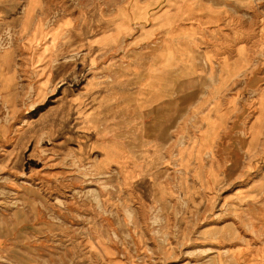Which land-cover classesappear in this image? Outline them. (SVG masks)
Segmentation results:
<instances>
[{
	"label": "rangeland",
	"instance_id": "374dc122",
	"mask_svg": "<svg viewBox=\"0 0 264 264\" xmlns=\"http://www.w3.org/2000/svg\"><path fill=\"white\" fill-rule=\"evenodd\" d=\"M38 2L34 20L23 29L29 0H0V67L10 80L8 89L0 80V127L4 128L0 132V264H261L264 229L244 203L250 194L264 190V165L243 179L237 173L230 181L209 184L213 188L208 181L204 197H195L196 191L193 195L188 192L195 182L204 184L196 180L200 162L191 161L185 176L180 169L184 148L193 153L192 159L196 157L195 142L184 144L187 136L179 135L172 149L157 150L170 154L168 165L176 171L172 181L139 175L159 183L162 201L142 203L130 181L141 173L138 162L145 144L130 151L135 159L129 166L96 161L91 156L97 151L95 147L86 149L78 140L71 145L59 144L63 135L57 137L59 132L54 137L52 132L69 128L78 135L85 125L102 129L114 122L101 117L85 122L89 109H100V102L94 98L96 78L81 86L72 74L69 79L55 80L51 71L27 63L30 43L40 37L37 34L55 29L67 17L77 19L84 3ZM205 3L208 12L222 16L213 27L214 33L223 35V30H232L226 37H215L216 79L208 75L214 78L216 89L214 110L231 111L226 135L239 124L248 135V127L256 118L254 102L263 87L253 90L251 85L256 76L264 74V36L258 35L264 0ZM106 8L112 12L116 6ZM71 24L77 27L78 22ZM69 35L64 28L60 40ZM228 43L247 49L250 64L240 75L221 84L223 64L219 62ZM58 60L54 59V66ZM211 89L209 86V92ZM80 90L87 93L80 94ZM14 91L22 94L17 102L12 99ZM179 94L177 87L175 95ZM55 120L63 123L56 131ZM198 120L203 118L190 120L196 129L205 126ZM32 123L37 127L44 124L45 131L33 136ZM261 140L264 142V135ZM219 156L231 168L220 147L204 153L203 166L218 165ZM152 168L159 172L164 165L157 163ZM36 225L43 231L32 234Z\"/></svg>",
	"mask_w": 264,
	"mask_h": 264
},
{
	"label": "crops",
	"instance_id": "0c3cea01",
	"mask_svg": "<svg viewBox=\"0 0 264 264\" xmlns=\"http://www.w3.org/2000/svg\"><path fill=\"white\" fill-rule=\"evenodd\" d=\"M30 1L37 2L34 11L38 10V0ZM80 1L84 3L77 19L67 17L55 29L41 31L37 34L40 37L31 41V56L27 63L51 71L55 80L67 79L72 74L81 86L93 83L87 80L96 78L98 85L95 84L94 98L96 103L100 102V109H89V117L85 115V122L101 117L111 119L114 123L103 125L106 127L102 129L85 125L82 128L84 131L81 130L78 135L72 134L69 128L52 132L54 137L59 132L57 137L63 135L58 138L59 144L71 145L78 140L86 149L93 145L97 151L91 156L96 161L110 164L117 162L124 166L132 165L135 159L130 151L145 144V151L138 162L142 167L139 170L141 173L137 174L167 182L172 181L176 171L168 165L170 154H159L157 150L172 149L177 136H187L189 141L182 143H192L194 140L196 157L192 159L190 156L193 153L184 148L180 169L186 172L184 176L188 174L190 162L198 163L197 152L200 150L202 161L197 164L200 166L196 171V180L204 184L197 186L195 197L198 195L202 198L209 184L230 181L237 173L238 178L243 179L248 172H257L264 165L262 136L254 140L252 132L249 131L247 135L241 124L233 126L232 134L226 135L227 131L224 133L230 123L231 111H223L225 124L220 127L215 141L206 137V125L196 129L190 121L191 118H203L212 108L215 111L213 80L218 63L215 37H226V33H232V30H223V35L214 33L213 27L222 16L214 11L208 12L205 2L224 0ZM108 5L116 6V9L110 12L106 8ZM34 11L30 13L29 21L34 20ZM37 16L40 18L42 15ZM76 20L78 25L73 27L71 23ZM64 28L70 31V35L61 41ZM225 46L219 64L240 70L244 65L239 46L235 48L231 43ZM54 59H59L56 66L53 65ZM13 84L15 86L16 81ZM260 85L263 87L254 102L257 105L254 122L264 115V76L261 73L254 78L251 87L255 90ZM209 86H212L210 92ZM177 87L180 92L178 96L175 95ZM205 87L206 93L203 92ZM63 92L66 94L65 90ZM242 115H246L244 111ZM202 122L198 120V123ZM232 135L236 136L235 146L227 149L231 146ZM222 138L220 152L232 153L236 161L234 168L231 169L221 156L218 165L203 166L204 153L209 147L217 151ZM241 138L245 139L244 146L241 145ZM232 158H229V162ZM157 163L164 165L159 172L152 168ZM237 166L240 168L236 169ZM249 166H252L251 171L247 169ZM190 198L193 200L192 196ZM244 208L252 213L256 224L264 229V190L250 194ZM40 230L43 231L36 225L32 234ZM261 257L260 262L264 264V254Z\"/></svg>",
	"mask_w": 264,
	"mask_h": 264
},
{
	"label": "bare ground",
	"instance_id": "6f19581e",
	"mask_svg": "<svg viewBox=\"0 0 264 264\" xmlns=\"http://www.w3.org/2000/svg\"><path fill=\"white\" fill-rule=\"evenodd\" d=\"M36 1H30L29 5L26 9V15L24 18V22H23V29L25 27H27L30 23L29 21V15L31 12L34 11V7L36 5ZM261 18V17H260ZM264 18L262 17V19L260 20L261 25L258 31V35L259 36H264V21H262ZM240 53L242 54V64L244 65L240 70L230 67V66H222V70H221V84L225 83L226 81H228L230 79V77L234 76V75H240V73L242 72V69H244L245 67H247L250 64V59H249V52L247 51V49H245L244 47L239 49ZM45 70V69H43ZM264 75V74H263ZM0 80L4 82V85L6 87V89L9 88L10 84H9V79L5 78V74L3 72V69L0 67ZM214 92H216V89H214ZM15 93V94H14ZM21 93H18L16 91L13 92L12 94V99L13 101L17 102V100L19 98H21ZM260 100H262V98H260ZM215 109V108H214ZM223 111L219 112V111H212L210 110V112L205 115L203 117V123L206 125L207 128V132H206V137H210V139H212L213 141L216 140V137L218 135V132L220 130V127H222L225 124L224 121V116H223ZM63 125V123L59 122V120H55V126H53V130H57L59 128V126L61 127ZM32 128L35 130L33 136H37L39 132H43L44 129H46L45 125L42 124L40 127L35 124L32 123L31 124ZM264 126V115L259 117V119L257 121H253L252 124L248 127V132L251 131L252 132V138H254V140H258L259 138H261L262 135H264V131L262 130ZM4 128L0 127V132L3 133ZM45 131V130H44ZM32 136V134L30 135ZM235 140H236V136L232 135L231 136V146L227 147V149H230L231 147L235 146ZM223 138L220 140V144L218 147L222 148L223 144H222ZM241 145L244 146L245 145V139L241 138ZM202 143H201V147H202ZM209 149L211 150L212 147H209ZM197 159L198 161L201 163V157H200V150H198L197 152ZM234 154V153H233ZM224 157L226 159H229V157H232V153L231 155L229 154H224ZM21 161V160H20ZM19 161V162H20ZM21 164V162H20ZM236 165V161L232 158V160L230 161V166L233 169L234 166ZM247 169L249 171L252 170V166L247 167ZM131 184L133 186V190L137 196V198L142 202V203H158L159 201H162L163 199V190H160V186L159 183L154 182V181H149L148 178L146 177H141L138 174L134 175L131 179ZM198 182H195L194 188L190 189L188 194L193 195L194 192L197 190V186H198ZM210 188H213L212 186H210ZM33 208L36 210L37 208L35 206H33ZM36 214L38 215V210H36ZM2 235L1 231H0V236Z\"/></svg>",
	"mask_w": 264,
	"mask_h": 264
}]
</instances>
